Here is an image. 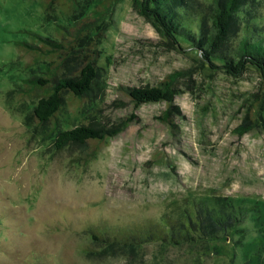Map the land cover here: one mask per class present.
<instances>
[{
	"label": "rangeland",
	"instance_id": "374dc122",
	"mask_svg": "<svg viewBox=\"0 0 264 264\" xmlns=\"http://www.w3.org/2000/svg\"><path fill=\"white\" fill-rule=\"evenodd\" d=\"M65 9L0 0V264H264V78L251 66L240 76L210 70L187 44L168 47L132 1L121 0L99 44L101 90L91 109L66 95L56 118L39 125L29 110L45 90L24 83L44 62L35 65L24 42L34 33L55 36ZM174 71L170 104L135 107L122 89L156 86ZM131 113L90 158L89 144L54 145L55 125L112 126ZM218 196L244 211L218 237L133 249L92 238L177 216L191 202L213 205Z\"/></svg>",
	"mask_w": 264,
	"mask_h": 264
},
{
	"label": "trees",
	"instance_id": "16d2710c",
	"mask_svg": "<svg viewBox=\"0 0 264 264\" xmlns=\"http://www.w3.org/2000/svg\"><path fill=\"white\" fill-rule=\"evenodd\" d=\"M119 1L89 0L87 6L81 5V0H44L45 11L52 4L60 3H64L66 9L62 12V22L54 28L55 36L34 33L32 42H24L25 51L35 56V65L38 61L44 62L42 67L38 66L44 68L43 73L30 75L24 83L28 91L45 90L29 110V116L39 125L56 118L66 102V95L88 103L83 107L87 105V110L91 109L90 101L101 90L99 44L113 25V11ZM131 1L133 8L155 28L168 47L183 49L187 44L199 52V57L212 71L240 76L251 66L264 78V0ZM179 74L180 71L167 74L156 86H122V89L135 107L162 100L170 104ZM168 109L163 119L168 120ZM134 117L131 113L129 118L112 126L89 122L62 130L55 125L51 131L53 142L57 149L71 143L89 144L91 148L85 156L90 158L100 142L123 130ZM247 129L236 128L239 133ZM243 213V208L234 205L228 197L218 196L213 205L191 202L177 216L164 214L160 222H148L144 226L92 231V238L117 248L133 249L152 240L181 245L226 233L241 221Z\"/></svg>",
	"mask_w": 264,
	"mask_h": 264
}]
</instances>
